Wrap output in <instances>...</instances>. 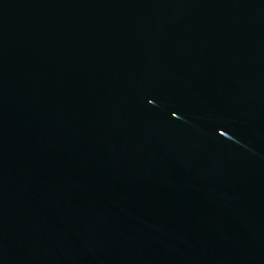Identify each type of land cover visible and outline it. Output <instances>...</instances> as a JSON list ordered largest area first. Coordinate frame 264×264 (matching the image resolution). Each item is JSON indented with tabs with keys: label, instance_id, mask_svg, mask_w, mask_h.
<instances>
[{
	"label": "water",
	"instance_id": "obj_1",
	"mask_svg": "<svg viewBox=\"0 0 264 264\" xmlns=\"http://www.w3.org/2000/svg\"><path fill=\"white\" fill-rule=\"evenodd\" d=\"M0 264H264V0H0Z\"/></svg>",
	"mask_w": 264,
	"mask_h": 264
}]
</instances>
